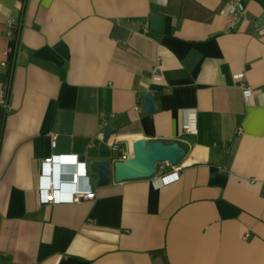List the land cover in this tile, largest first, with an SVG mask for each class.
<instances>
[{
  "label": "crops",
  "instance_id": "obj_1",
  "mask_svg": "<svg viewBox=\"0 0 264 264\" xmlns=\"http://www.w3.org/2000/svg\"><path fill=\"white\" fill-rule=\"evenodd\" d=\"M224 1L0 0V91L8 20L20 27L0 103V264H264V0H244L232 29ZM133 137L178 141L177 177L97 186L88 171L76 187L93 197L41 202L44 159L113 168L112 144ZM67 168L50 172L66 182Z\"/></svg>",
  "mask_w": 264,
  "mask_h": 264
},
{
  "label": "water",
  "instance_id": "obj_2",
  "mask_svg": "<svg viewBox=\"0 0 264 264\" xmlns=\"http://www.w3.org/2000/svg\"><path fill=\"white\" fill-rule=\"evenodd\" d=\"M162 17L151 14L149 17V29L159 32L162 26ZM150 93L143 94V109L145 113L156 110ZM117 128L115 122H110L102 129V140L108 142L110 137L116 134ZM120 143L125 144V158L114 162L113 168L111 162L106 159L86 160L83 155H78V161L83 162L85 167L96 174V185L103 186L109 183L111 175L117 182L126 180L151 178L155 175L156 166L161 162L176 164L182 159L186 150L178 141L150 140L145 137H133L130 140L121 139ZM113 169V173H112Z\"/></svg>",
  "mask_w": 264,
  "mask_h": 264
},
{
  "label": "built area",
  "instance_id": "obj_3",
  "mask_svg": "<svg viewBox=\"0 0 264 264\" xmlns=\"http://www.w3.org/2000/svg\"><path fill=\"white\" fill-rule=\"evenodd\" d=\"M224 12L228 15L227 21V28L232 29L236 22L238 21L239 17L244 13L245 10V3L244 0H225L223 5ZM17 22L15 18H10L7 23V35L10 39L14 40V27L16 26ZM238 77L240 75H237ZM243 92L246 96L250 95L249 87H244ZM5 87L0 91V103L6 108V101H5ZM108 118H114L113 114L101 115V122L103 127L109 124ZM192 125L185 124L183 126L184 130L188 132H195V127H191ZM114 150L120 152V156L122 159L125 158V150L124 148L118 143L114 142L112 144ZM67 161L69 163H67ZM65 166L67 168L63 170L67 172L68 180L64 182L61 179V175H52L50 172L51 166ZM180 166L178 163L170 164L168 162H161L158 163L156 166L155 175H158L159 181H172L177 177L179 172ZM88 169L85 167L83 162L78 161V155L76 154H59L51 156L47 159H44L40 165V178L42 185H39V195L40 200L43 203H59L63 201H70L76 202L79 201L81 198H91L94 196V193L90 189H80L76 186L80 184L82 179H89ZM48 172V175L45 174ZM164 179V180H163ZM72 185L76 187L75 189H67L64 185Z\"/></svg>",
  "mask_w": 264,
  "mask_h": 264
},
{
  "label": "trees",
  "instance_id": "obj_4",
  "mask_svg": "<svg viewBox=\"0 0 264 264\" xmlns=\"http://www.w3.org/2000/svg\"><path fill=\"white\" fill-rule=\"evenodd\" d=\"M25 0H22V2L24 3ZM13 33H14V48L12 49L13 50V57H12V61H10L9 65H8V69L9 71H7V75H6V80H5V94H4V97H5V100L8 101V95H9V86H10V81H11V70L14 66L13 63H15V54H16V51H17V45H18V38H19V33H20V27L19 25H16L14 27V30H13ZM6 117V113L5 111L1 108V113H0V135H1V132L3 130V127H4V121H5V118Z\"/></svg>",
  "mask_w": 264,
  "mask_h": 264
}]
</instances>
